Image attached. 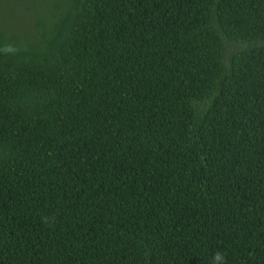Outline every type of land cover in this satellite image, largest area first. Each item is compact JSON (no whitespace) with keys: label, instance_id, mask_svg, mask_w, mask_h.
<instances>
[{"label":"trees","instance_id":"obj_1","mask_svg":"<svg viewBox=\"0 0 264 264\" xmlns=\"http://www.w3.org/2000/svg\"><path fill=\"white\" fill-rule=\"evenodd\" d=\"M34 25L0 27V264H264V0Z\"/></svg>","mask_w":264,"mask_h":264},{"label":"rangeland","instance_id":"obj_2","mask_svg":"<svg viewBox=\"0 0 264 264\" xmlns=\"http://www.w3.org/2000/svg\"><path fill=\"white\" fill-rule=\"evenodd\" d=\"M48 6L49 0H0V27L4 28L6 35H19L24 31L29 35L35 28L36 15ZM52 20L49 16L47 27Z\"/></svg>","mask_w":264,"mask_h":264},{"label":"clouds","instance_id":"obj_3","mask_svg":"<svg viewBox=\"0 0 264 264\" xmlns=\"http://www.w3.org/2000/svg\"><path fill=\"white\" fill-rule=\"evenodd\" d=\"M212 264H227L226 256L220 249L213 253Z\"/></svg>","mask_w":264,"mask_h":264}]
</instances>
